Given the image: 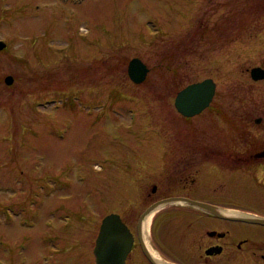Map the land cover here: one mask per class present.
Returning a JSON list of instances; mask_svg holds the SVG:
<instances>
[{
  "label": "rangeland",
  "instance_id": "1",
  "mask_svg": "<svg viewBox=\"0 0 264 264\" xmlns=\"http://www.w3.org/2000/svg\"><path fill=\"white\" fill-rule=\"evenodd\" d=\"M0 40V264H91L102 216L134 223L148 183L164 182L148 151L264 131V82L245 76L264 59V0H0ZM206 77L209 105L184 117L176 93ZM64 215L72 252L46 234Z\"/></svg>",
  "mask_w": 264,
  "mask_h": 264
},
{
  "label": "flooded vegetation",
  "instance_id": "2",
  "mask_svg": "<svg viewBox=\"0 0 264 264\" xmlns=\"http://www.w3.org/2000/svg\"><path fill=\"white\" fill-rule=\"evenodd\" d=\"M254 67L264 70V59L245 67L249 83L257 86L264 77L253 78ZM238 94L239 104L252 99L243 89ZM254 102L263 104L264 97ZM254 122L264 123V112ZM224 138V144L217 147L192 146L190 138L185 146L154 149L144 155L166 165L160 177L164 182L156 175V182L148 183L150 190L142 194V208L134 223L114 210L104 214H118L131 235L124 264H264V223L248 220L264 219V131L236 130ZM164 199L171 200L153 208L148 229H141L146 215L138 229L141 213ZM192 202L204 203L218 214ZM61 220L60 229H46V234L72 252L81 247L70 236L75 218L64 215ZM98 231L99 226L91 235V264H96L93 249Z\"/></svg>",
  "mask_w": 264,
  "mask_h": 264
},
{
  "label": "water",
  "instance_id": "3",
  "mask_svg": "<svg viewBox=\"0 0 264 264\" xmlns=\"http://www.w3.org/2000/svg\"><path fill=\"white\" fill-rule=\"evenodd\" d=\"M5 45L3 40H0V48ZM147 67L137 57L132 58L128 62L127 73L133 82H141L146 75ZM253 78L264 77V70L259 67H254L251 70ZM12 77H5V83L10 84ZM215 92V82L211 77H206L200 81L192 82L181 88L174 97V106L181 115L191 117L200 113L205 109ZM169 200H161L150 205L138 220V229L142 218L149 215L155 206L161 205ZM195 205L207 207L214 211L211 207L200 202H192ZM215 212V211H214ZM218 214L217 212H215ZM251 221L264 223V219H248ZM127 226L122 222L118 214L110 213L101 219L99 231L95 240L93 249L96 264H124V256L131 245V235L127 230Z\"/></svg>",
  "mask_w": 264,
  "mask_h": 264
},
{
  "label": "bare ground",
  "instance_id": "4",
  "mask_svg": "<svg viewBox=\"0 0 264 264\" xmlns=\"http://www.w3.org/2000/svg\"><path fill=\"white\" fill-rule=\"evenodd\" d=\"M151 214L152 213H150L149 215L145 217V219L142 222L141 229H148L149 224H150Z\"/></svg>",
  "mask_w": 264,
  "mask_h": 264
}]
</instances>
